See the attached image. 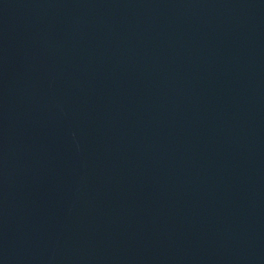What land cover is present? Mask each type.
I'll return each mask as SVG.
<instances>
[{"label":"water","instance_id":"95a60500","mask_svg":"<svg viewBox=\"0 0 264 264\" xmlns=\"http://www.w3.org/2000/svg\"><path fill=\"white\" fill-rule=\"evenodd\" d=\"M0 264H264V0H0Z\"/></svg>","mask_w":264,"mask_h":264}]
</instances>
